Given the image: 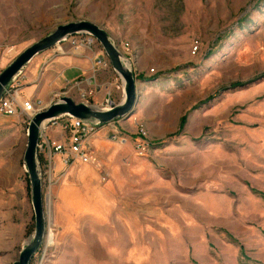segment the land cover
<instances>
[{
	"label": "rangeland",
	"instance_id": "374dc122",
	"mask_svg": "<svg viewBox=\"0 0 264 264\" xmlns=\"http://www.w3.org/2000/svg\"><path fill=\"white\" fill-rule=\"evenodd\" d=\"M80 20L109 32L140 99L99 124L97 163L56 171L42 154L47 232L30 264H264V0H0V72ZM107 81L101 107L124 97L116 72ZM29 122L0 115V264L35 231ZM65 123L48 135L63 138Z\"/></svg>",
	"mask_w": 264,
	"mask_h": 264
},
{
	"label": "water",
	"instance_id": "95a60500",
	"mask_svg": "<svg viewBox=\"0 0 264 264\" xmlns=\"http://www.w3.org/2000/svg\"><path fill=\"white\" fill-rule=\"evenodd\" d=\"M77 34H89L97 39L110 60L113 69L122 79L124 97L118 104L111 103L109 107H100L86 101L77 102L72 97L64 95L36 112L30 118L27 127V147L24 153V165L31 182L35 231L31 243L22 249L19 259L13 264H30L35 253L40 249L47 232L43 183L38 159L41 132L53 119L65 115L82 120L96 121L101 125L118 119H126L133 114L140 99V90L137 86L135 73L126 62L122 50L112 40L109 32L104 27L89 20L59 24L53 32L24 49L0 72V98L13 79L22 72L23 68L37 54L52 49L62 39Z\"/></svg>",
	"mask_w": 264,
	"mask_h": 264
},
{
	"label": "crops",
	"instance_id": "0c3cea01",
	"mask_svg": "<svg viewBox=\"0 0 264 264\" xmlns=\"http://www.w3.org/2000/svg\"><path fill=\"white\" fill-rule=\"evenodd\" d=\"M63 48L64 52L61 53H54L52 49L41 52L23 68L20 97L40 102L42 108L64 95L72 97L77 102L86 101L95 106H104L106 96L110 95L107 78L116 71L111 66H94L98 56L102 54L107 56L102 46L72 44ZM21 115L29 117L23 110L9 117ZM49 125L45 129L47 135ZM65 131L62 134L63 138H52L49 135L48 138L62 143L66 140ZM94 143L100 144L97 140H94ZM52 162L56 171L64 166L59 155L54 156Z\"/></svg>",
	"mask_w": 264,
	"mask_h": 264
},
{
	"label": "built area",
	"instance_id": "2783aa9c",
	"mask_svg": "<svg viewBox=\"0 0 264 264\" xmlns=\"http://www.w3.org/2000/svg\"><path fill=\"white\" fill-rule=\"evenodd\" d=\"M69 37L62 39L60 43L52 48L54 53L64 52L63 43L68 41ZM74 45H86L92 47L98 44L97 39L89 34H77L70 41ZM124 46L128 47L129 43ZM197 48V47H196ZM95 67L111 66L110 60L104 54L95 59ZM22 87L21 72L13 79L10 85L5 89L3 96L0 98V115L15 116L20 110H23L30 118L39 110L43 109L40 102H35L30 99L20 97L19 90ZM110 102V99H106ZM66 118L64 129L69 133L64 142H56L46 136L45 129L41 132L39 141V153L44 155L47 162L52 165L53 157L59 155L65 167L81 163H97V155L91 149L90 140L96 134L99 128V123L96 121L82 120L70 115H65L53 119L50 124L55 125L59 119ZM114 140L120 142L126 141V135L118 130L112 133ZM147 131L144 127L140 128L137 135L136 149L140 155H144L148 149V141L146 139ZM97 165H100L99 162Z\"/></svg>",
	"mask_w": 264,
	"mask_h": 264
},
{
	"label": "trees",
	"instance_id": "16d2710c",
	"mask_svg": "<svg viewBox=\"0 0 264 264\" xmlns=\"http://www.w3.org/2000/svg\"><path fill=\"white\" fill-rule=\"evenodd\" d=\"M41 156L42 155H39V162H40V164L44 161Z\"/></svg>",
	"mask_w": 264,
	"mask_h": 264
}]
</instances>
